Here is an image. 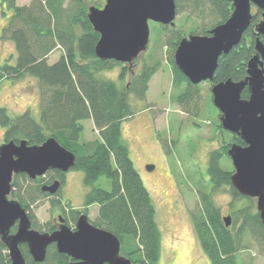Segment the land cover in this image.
Returning <instances> with one entry per match:
<instances>
[{
  "label": "trees",
  "instance_id": "trees-1",
  "mask_svg": "<svg viewBox=\"0 0 264 264\" xmlns=\"http://www.w3.org/2000/svg\"><path fill=\"white\" fill-rule=\"evenodd\" d=\"M183 9L176 0L177 15L183 10L188 15L201 19L210 18L188 35L177 29L175 24H158V32L165 36L167 59L173 70L172 97L185 112L199 116L202 111L200 83L194 84L180 70L175 62V51L179 42L190 34H211L219 23L225 22L234 10L229 0H185ZM12 12L4 29V38L14 41L17 48L15 63L0 62V83L4 79H17L28 74L39 81L41 94L39 117L31 109L12 116L7 107L0 106V125L5 128V141L27 140L30 145H40L49 137H55L63 146L76 154L72 169L84 171V183L90 187L85 195V206L98 204L95 225L113 232L121 240V253L133 264H158L161 256L162 234L156 220V208L143 178L130 156L129 146L123 138L122 123L132 117L135 111L129 100L130 94L144 99L153 75L158 71V62L145 64L130 80V65L114 59H101L96 54L100 34L91 24L86 0H32L19 5L17 0H2ZM262 9L257 8L249 28L240 43L229 52L223 53L211 86L220 81L244 80L248 76V61L257 53V39L264 41V35L257 33L256 26L261 20ZM60 47L61 54L52 63L49 55ZM122 64L120 81L105 79L99 73ZM247 85L241 92L243 99L250 98ZM213 97L210 99L212 103ZM217 110V108L213 105ZM217 128L221 134L229 135L220 148L209 154L207 173L215 187L230 186L236 201H247L246 205L233 212L239 226L232 233L222 219L220 210L214 205L206 191L200 192V202L191 211L195 234L211 264H239L237 255L247 235L264 243V223L257 204L250 196L240 193L231 181L233 169L222 165L224 157H230L228 150L233 143L245 145L241 136L225 130L218 112ZM91 118L99 138L81 141L84 131L82 120ZM164 149L172 153L173 144L159 134ZM173 143L176 140H172ZM53 171L54 175L50 172ZM61 171L49 170L35 179L25 173H17L12 181L11 198L17 199L28 211L33 227L47 230V223L38 225L32 205L49 196L42 185L61 177ZM111 180V188L96 186L101 176ZM24 177L34 184L32 189L19 182ZM30 187V186H29ZM59 199L52 197L54 204ZM234 205V201L232 202ZM234 221V222H235ZM17 224L11 228L14 233ZM27 264H68L67 254L49 245L47 258L36 262L29 253L27 244H21ZM10 257L6 244L0 239V264H9Z\"/></svg>",
  "mask_w": 264,
  "mask_h": 264
},
{
  "label": "water",
  "instance_id": "water-1",
  "mask_svg": "<svg viewBox=\"0 0 264 264\" xmlns=\"http://www.w3.org/2000/svg\"><path fill=\"white\" fill-rule=\"evenodd\" d=\"M234 10L230 17L217 24L211 34H190L184 37L175 51V62L194 84L212 81L223 53L240 43L249 28L254 12L262 9L256 31L264 35V0H229ZM88 17L100 34L96 54L101 59L128 63L130 70L144 53L150 41V21L163 25L175 24L176 0H106L103 7L90 5ZM257 53L248 61V76L241 81L227 79L213 84V103L221 112L225 130L242 137L245 145L233 143L228 154L234 172L231 181L242 194L256 199L257 209L264 223V41L257 39ZM249 85L251 95L241 97ZM76 154L55 137L40 145L27 140L4 141L0 145V239L6 244L9 264H27L21 244H27L32 258L43 263L49 245L57 244L61 253L74 260L68 264H133L121 253V240L113 232L98 227L83 213L78 228L72 231L63 225L53 232L33 227L28 211L11 198L12 181L17 173L35 179L49 170L67 172L75 166ZM154 165H148L153 170ZM60 180L44 183L42 190L57 193ZM226 226L231 216L222 217ZM17 224L16 232L11 228Z\"/></svg>",
  "mask_w": 264,
  "mask_h": 264
},
{
  "label": "rangeland",
  "instance_id": "rangeland-1",
  "mask_svg": "<svg viewBox=\"0 0 264 264\" xmlns=\"http://www.w3.org/2000/svg\"><path fill=\"white\" fill-rule=\"evenodd\" d=\"M31 1L17 0V4H29ZM86 1L89 6L102 7L106 0ZM180 3L185 9L186 1L180 0ZM255 9L253 6L252 11L255 12ZM11 12L0 0L1 63H15L17 60L14 41L4 38V29ZM188 14V11L183 10L175 20L177 29L184 31L186 35L203 23L211 22L210 18L201 19ZM149 25L148 47L133 63L129 75L122 82L130 80L131 76L145 64L158 62L159 69L151 78L144 99L138 98L135 94L129 95L135 113L122 123L123 138L129 146L130 156L150 191L156 208V220L162 234L158 264H211L199 244L191 217V211L199 205L200 192L206 191L210 194L222 217L231 216L229 228L232 233H236L239 226V221L234 220L233 212L244 207L247 201L242 198L235 201L230 186L215 187L207 173L210 152L220 148L223 140L230 139L229 135L221 134L217 128L219 109L213 101L217 110L210 104L213 97L210 82L200 83L202 105L200 115L193 116L185 112L172 97L173 70L167 59L165 36L157 31L156 22L150 21ZM61 52L60 47H57L49 55V62L56 61ZM121 68L122 64L119 63L114 68L101 71L99 75L120 84ZM40 102L39 81L34 76L26 74L17 79H4L0 83V106L7 107L12 116L31 109L33 115L39 117ZM82 124L84 131L81 141L99 138L91 118L82 120ZM4 134L5 128L0 125V145L5 141ZM159 134L169 145H174L171 154L165 151ZM172 140L176 142L173 143ZM150 164L155 166L152 171L148 169ZM222 165L227 169H233L232 160L228 156L223 158ZM50 174L54 175V172L51 171ZM84 175L81 169H70L66 173V184L60 195L45 196L32 205L38 225L45 224L58 212V208L51 205L52 197H62L63 202H69L75 207L84 206L85 195L90 188L84 183ZM19 182L26 187L30 181L20 177ZM95 185L110 189L111 180L103 175ZM29 186L27 188L32 189L34 184L30 182ZM254 201L257 202L256 199ZM88 210L92 221H96L99 205L92 204ZM237 261L239 264H264V243L256 237L247 235L243 240L242 249L238 252Z\"/></svg>",
  "mask_w": 264,
  "mask_h": 264
},
{
  "label": "flooded vegetation",
  "instance_id": "flooded-vegetation-1",
  "mask_svg": "<svg viewBox=\"0 0 264 264\" xmlns=\"http://www.w3.org/2000/svg\"><path fill=\"white\" fill-rule=\"evenodd\" d=\"M105 4H106V1H105L104 5ZM211 89H212V87H211ZM61 172H62L61 173V177H56L55 178V179H59L60 180V183H61L60 184V187H59V189L57 191V193H55L57 195H60V193H61L64 185L66 184V173L67 172H63V171H61ZM52 182H49V183H52ZM55 194H53V195H55ZM51 195L52 194H50V196ZM54 198H56V197H54ZM57 199H59V200L56 201L54 204L51 202V205L57 207L58 208V212L56 214H53L52 218L46 222L47 223V230L49 232H53L55 230H58L63 225L68 226L72 231H76L77 228H78L79 217L83 213L87 214L88 215V218H89V221L95 225L94 221H92V219L89 216V210H88V208L90 206L89 207H86L85 206V202H84V206H82V207H75V206L71 205V203H69V202H63L62 197H57ZM50 201H51V199H50ZM98 227H100V226H98ZM51 245L54 246L57 249V244L56 243H52ZM69 258H70V262L74 260L71 256H69Z\"/></svg>",
  "mask_w": 264,
  "mask_h": 264
}]
</instances>
